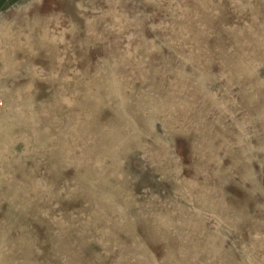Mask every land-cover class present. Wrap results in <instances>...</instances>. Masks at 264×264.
Wrapping results in <instances>:
<instances>
[{
  "label": "rangeland",
  "instance_id": "rangeland-1",
  "mask_svg": "<svg viewBox=\"0 0 264 264\" xmlns=\"http://www.w3.org/2000/svg\"><path fill=\"white\" fill-rule=\"evenodd\" d=\"M0 264H264V0H0Z\"/></svg>",
  "mask_w": 264,
  "mask_h": 264
},
{
  "label": "built area",
  "instance_id": "built-area-1",
  "mask_svg": "<svg viewBox=\"0 0 264 264\" xmlns=\"http://www.w3.org/2000/svg\"><path fill=\"white\" fill-rule=\"evenodd\" d=\"M4 107H5V100H4V98L0 95V117H1L2 114H3Z\"/></svg>",
  "mask_w": 264,
  "mask_h": 264
}]
</instances>
